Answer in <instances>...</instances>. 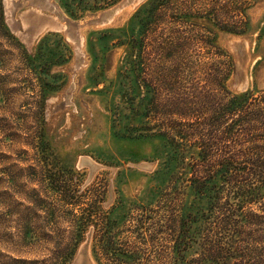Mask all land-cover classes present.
Masks as SVG:
<instances>
[{
    "label": "rangeland",
    "instance_id": "374dc122",
    "mask_svg": "<svg viewBox=\"0 0 264 264\" xmlns=\"http://www.w3.org/2000/svg\"><path fill=\"white\" fill-rule=\"evenodd\" d=\"M148 2L0 0V264H116L107 244L161 264L170 245L157 234L159 201L190 155L173 157L154 109L170 106V88L206 87L211 31L233 65L230 91L264 92V0H178L182 14L223 7L242 32L183 19L181 37L203 35V47L160 61L155 40L167 35L159 29L146 78L163 90L145 118L146 91L133 101L120 70L132 18ZM186 200L198 208L189 191Z\"/></svg>",
    "mask_w": 264,
    "mask_h": 264
},
{
    "label": "trees",
    "instance_id": "16d2710c",
    "mask_svg": "<svg viewBox=\"0 0 264 264\" xmlns=\"http://www.w3.org/2000/svg\"><path fill=\"white\" fill-rule=\"evenodd\" d=\"M177 2L149 0L132 18V34L125 43L129 53L120 74L126 70L133 101L140 98L141 90L146 91L143 114L147 119L150 104L158 105L157 93L163 90L157 80L146 78L154 44L150 41L159 29L167 35L161 43L165 34L155 40L160 61L162 55L165 60L178 58L186 47H203V35L187 36L188 29L185 37L179 33L181 23H190L192 17L207 19L218 30L242 32L225 22L228 17L220 14L223 7L202 14L179 7L182 14ZM209 40L212 61L203 77L206 87L196 86L191 94H173L170 88V106L154 109L160 111L155 117L162 115L165 122L157 135L172 148L173 157L184 162L190 155L159 201L157 234L170 245L168 252H161L160 263L170 257L169 264H264V92L233 94L227 84L233 65L224 60L228 55L216 45L213 31ZM188 191L199 204L195 211V204L186 200ZM203 201L208 203L206 208L200 206ZM105 249L116 264H147L139 250L108 244Z\"/></svg>",
    "mask_w": 264,
    "mask_h": 264
}]
</instances>
